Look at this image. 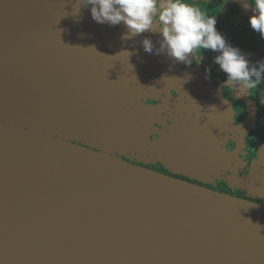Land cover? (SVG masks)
<instances>
[{
  "label": "water",
  "instance_id": "water-1",
  "mask_svg": "<svg viewBox=\"0 0 264 264\" xmlns=\"http://www.w3.org/2000/svg\"><path fill=\"white\" fill-rule=\"evenodd\" d=\"M95 27L74 0H0V264H264V207L110 155L136 129Z\"/></svg>",
  "mask_w": 264,
  "mask_h": 264
},
{
  "label": "flooded vegetation",
  "instance_id": "flooded-vegetation-1",
  "mask_svg": "<svg viewBox=\"0 0 264 264\" xmlns=\"http://www.w3.org/2000/svg\"><path fill=\"white\" fill-rule=\"evenodd\" d=\"M74 1L96 26L86 30L89 42L99 36L115 42L83 46L86 57L105 59L100 64L106 66L100 71L104 83L120 82L118 77H107L110 72L124 74L130 85L126 97L132 100L122 109L133 113L130 126L136 131L131 143L136 148L114 149L110 155L214 194L264 207V84L251 95L229 87L224 73L212 63L215 53L202 51V60L193 57L191 66L175 62L165 53L155 54L159 33L146 31L123 40L127 30L122 22L98 24L83 0ZM193 2L216 15L217 29L234 46L251 53L252 61L264 58V40L249 28L252 13L240 0H229L226 5L225 0ZM144 37L153 41L152 54L143 51ZM207 67L212 68L208 77ZM141 108H147L146 116H141Z\"/></svg>",
  "mask_w": 264,
  "mask_h": 264
},
{
  "label": "clouds",
  "instance_id": "clouds-1",
  "mask_svg": "<svg viewBox=\"0 0 264 264\" xmlns=\"http://www.w3.org/2000/svg\"><path fill=\"white\" fill-rule=\"evenodd\" d=\"M228 2L225 0V5ZM240 3L251 10L249 28L264 40V0H240ZM83 6L90 9L92 20L98 24L115 26L122 22L127 30L121 36L123 40L146 31L159 33L161 39L155 54L165 53L175 62L191 66L193 57L202 60V51L215 53L212 63L224 73L229 87L251 95L264 84V58L252 61L251 53L234 46L217 29L216 15H209L193 0H83ZM141 43L143 51L153 53L150 37H144ZM211 72L212 68L207 67L206 77Z\"/></svg>",
  "mask_w": 264,
  "mask_h": 264
}]
</instances>
